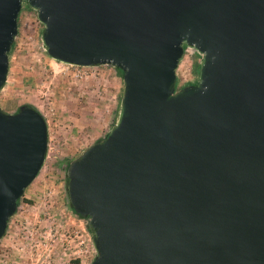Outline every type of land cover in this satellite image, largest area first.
I'll return each mask as SVG.
<instances>
[{
    "label": "water",
    "instance_id": "95a60500",
    "mask_svg": "<svg viewBox=\"0 0 264 264\" xmlns=\"http://www.w3.org/2000/svg\"><path fill=\"white\" fill-rule=\"evenodd\" d=\"M23 3L49 58L121 71L115 121L65 170L89 264H264V0H0V90ZM46 143L36 109L0 108V238Z\"/></svg>",
    "mask_w": 264,
    "mask_h": 264
},
{
    "label": "rangeland",
    "instance_id": "374dc122",
    "mask_svg": "<svg viewBox=\"0 0 264 264\" xmlns=\"http://www.w3.org/2000/svg\"><path fill=\"white\" fill-rule=\"evenodd\" d=\"M41 29L35 10L23 3L8 53L0 108L14 112L26 103L42 112L47 147L0 238V264H89L95 255L91 234L86 219L68 207L65 164L115 121L121 77L110 65L90 66L74 76L71 67L46 55ZM199 59L200 54L184 47L175 69L176 88L195 80L193 69Z\"/></svg>",
    "mask_w": 264,
    "mask_h": 264
},
{
    "label": "built area",
    "instance_id": "2783aa9c",
    "mask_svg": "<svg viewBox=\"0 0 264 264\" xmlns=\"http://www.w3.org/2000/svg\"><path fill=\"white\" fill-rule=\"evenodd\" d=\"M33 10V9H32ZM20 12V11H19ZM64 65L66 67H71L72 68V74L74 76H81L84 72H83V69L84 68H88V67H84V66H77V65H71V64H65ZM90 67V66H89ZM48 112H50L51 114V108L48 109ZM39 113L41 114V116L43 117L44 121H45V124L47 122L46 118H45V115L39 111ZM47 126V125H46ZM47 128V127H46Z\"/></svg>",
    "mask_w": 264,
    "mask_h": 264
},
{
    "label": "trees",
    "instance_id": "16d2710c",
    "mask_svg": "<svg viewBox=\"0 0 264 264\" xmlns=\"http://www.w3.org/2000/svg\"><path fill=\"white\" fill-rule=\"evenodd\" d=\"M12 46H13V43H12V45H11V48H12ZM118 72H119V75H120V77H121V71L118 69V68H116V67H114ZM197 70H198V64L196 65V67L193 69V72L194 73H197ZM189 83H191V82H187L186 84H189ZM176 84H177V81H176ZM186 84H184V85H186ZM30 105V104H29ZM31 107H33L32 105H30ZM34 108V107H33ZM17 109V108H16ZM35 109V108H34ZM16 111V110H15ZM38 111V110H37ZM113 122H114V120H113ZM113 122H112V124H113ZM111 124V125H112ZM101 137H98V138H96L95 140H97V139H100ZM94 140V141H95ZM70 161V159H68L67 160V162H66V164H65V170H66V167H67V164H68V162ZM65 184H66V176H65ZM65 190H66V186H65ZM19 200H20V198H18L17 200H16V204H18V202H19ZM67 204H68V207L70 208V210L72 211V213H74L76 216H78L73 210H72V208H71V206H70V204H69V202H68V200H67ZM79 217V216H78ZM79 218H81V217H79ZM88 230V229H87ZM89 231V230H88Z\"/></svg>",
    "mask_w": 264,
    "mask_h": 264
},
{
    "label": "flooded vegetation",
    "instance_id": "af4514ba",
    "mask_svg": "<svg viewBox=\"0 0 264 264\" xmlns=\"http://www.w3.org/2000/svg\"><path fill=\"white\" fill-rule=\"evenodd\" d=\"M196 80H197V75H196V78H195V80L191 81V83H189V84H193V83H195V82H196ZM182 86H183V85H182Z\"/></svg>",
    "mask_w": 264,
    "mask_h": 264
}]
</instances>
